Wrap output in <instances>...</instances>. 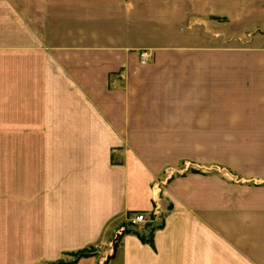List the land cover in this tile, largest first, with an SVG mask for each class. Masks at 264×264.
<instances>
[{"label":"crops","instance_id":"1","mask_svg":"<svg viewBox=\"0 0 264 264\" xmlns=\"http://www.w3.org/2000/svg\"><path fill=\"white\" fill-rule=\"evenodd\" d=\"M57 262L264 264V0H0V264Z\"/></svg>","mask_w":264,"mask_h":264},{"label":"built area","instance_id":"2","mask_svg":"<svg viewBox=\"0 0 264 264\" xmlns=\"http://www.w3.org/2000/svg\"><path fill=\"white\" fill-rule=\"evenodd\" d=\"M151 55L147 51H143L140 53V63L141 64H146L147 62L150 61ZM150 222L147 216L144 213H135L128 219V223L135 227L138 225H144L146 223Z\"/></svg>","mask_w":264,"mask_h":264},{"label":"trees","instance_id":"3","mask_svg":"<svg viewBox=\"0 0 264 264\" xmlns=\"http://www.w3.org/2000/svg\"><path fill=\"white\" fill-rule=\"evenodd\" d=\"M191 171H192V172H195V173L199 172V170H197V169H191ZM126 232H128V231H126L125 229L122 231V233H126ZM117 236H119V235H116V237H117ZM141 240L144 241L143 238H141ZM116 242H117V240L114 241L113 246H115ZM87 250H90V249L82 250V251H79V252H77V253L71 254V255H77V256H78V257H77L73 262H71V263H74V262H76L77 260H79V259H81V258H87V257L94 256V254H95L94 252H93V253H87ZM55 264H66V263H63V262H57V263H55Z\"/></svg>","mask_w":264,"mask_h":264},{"label":"rangeland","instance_id":"4","mask_svg":"<svg viewBox=\"0 0 264 264\" xmlns=\"http://www.w3.org/2000/svg\"><path fill=\"white\" fill-rule=\"evenodd\" d=\"M129 219V218H128ZM128 223V220H127ZM129 224V223H128ZM130 225V224H129ZM131 226V225H130ZM133 227V226H131ZM96 249L91 248L90 250H87V253H95ZM78 256L77 255H70L69 257H66L65 260L69 262H73Z\"/></svg>","mask_w":264,"mask_h":264}]
</instances>
